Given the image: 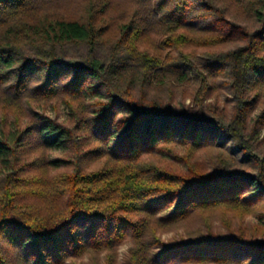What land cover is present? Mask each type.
I'll list each match as a JSON object with an SVG mask.
<instances>
[{"label":"trees","instance_id":"trees-1","mask_svg":"<svg viewBox=\"0 0 264 264\" xmlns=\"http://www.w3.org/2000/svg\"><path fill=\"white\" fill-rule=\"evenodd\" d=\"M196 25L206 38L189 36ZM214 80L230 112L205 105ZM59 102L64 121L47 108ZM262 126L264 0H0V264L5 246L28 264L89 251L112 264L130 238L131 264H264V238L242 230L160 234L195 213L264 210ZM176 146L213 152L210 166L151 158ZM27 149L72 170L24 176ZM88 157L106 161L86 171Z\"/></svg>","mask_w":264,"mask_h":264},{"label":"rangeland","instance_id":"rangeland-1","mask_svg":"<svg viewBox=\"0 0 264 264\" xmlns=\"http://www.w3.org/2000/svg\"><path fill=\"white\" fill-rule=\"evenodd\" d=\"M201 25H196L190 28L187 32L189 36L194 38H206V34L201 32ZM206 35V36H205ZM143 44H149L150 48L157 51L158 47L154 39H148ZM188 51L194 53H202L203 49L196 47L187 48ZM185 90V89H184ZM209 97L205 100V105L217 106L219 109L230 112L235 105V98L231 89L220 80L212 82V89L209 92ZM189 93L183 91L177 93L176 103L191 106L194 103L192 97H188ZM180 102V103H179ZM76 107H81L79 101L74 102ZM263 105L257 103L252 111L251 119L256 118L261 114ZM48 110L53 116H58L62 121L66 120L69 115L68 105L64 102L57 103V109L49 105ZM256 141L262 142L264 145V126H262L256 135ZM59 157V154L42 151L39 149H27L22 155V165H24V176L27 177H49L53 173V167L49 164V160ZM160 165L166 166L170 169L179 172L188 171L189 168L203 167L208 168L213 158V152L209 150H191L188 147L176 146L172 148V152L167 154H155L151 157ZM105 159L90 158L85 161L83 167L86 171L100 170L104 164ZM72 166L63 167L53 174L61 172H69ZM262 210V209H261ZM255 209L249 213H238L229 211L225 208H218L202 213H195L189 220L173 227L169 230L162 231V238L165 241L174 239H189L195 234H217L227 235L234 231H245L246 234L253 235L258 238H264V210ZM133 243L131 238L123 243L116 255L112 264H131V249ZM5 254L7 255L11 264H28L22 252L17 248L5 246ZM109 254L106 252H87L86 254L72 260H68L66 264H108Z\"/></svg>","mask_w":264,"mask_h":264}]
</instances>
